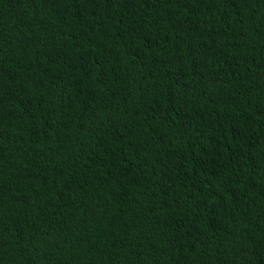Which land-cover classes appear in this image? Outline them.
Here are the masks:
<instances>
[{"label":"trees","instance_id":"1","mask_svg":"<svg viewBox=\"0 0 264 264\" xmlns=\"http://www.w3.org/2000/svg\"><path fill=\"white\" fill-rule=\"evenodd\" d=\"M0 264H264V0H0Z\"/></svg>","mask_w":264,"mask_h":264}]
</instances>
